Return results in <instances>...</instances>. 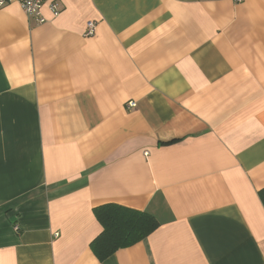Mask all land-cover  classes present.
I'll list each match as a JSON object with an SVG mask.
<instances>
[{"label":"crops","instance_id":"1","mask_svg":"<svg viewBox=\"0 0 264 264\" xmlns=\"http://www.w3.org/2000/svg\"><path fill=\"white\" fill-rule=\"evenodd\" d=\"M41 16L0 10V264H264V0ZM108 203L159 226L99 262Z\"/></svg>","mask_w":264,"mask_h":264},{"label":"trees","instance_id":"2","mask_svg":"<svg viewBox=\"0 0 264 264\" xmlns=\"http://www.w3.org/2000/svg\"><path fill=\"white\" fill-rule=\"evenodd\" d=\"M258 196L264 206V189ZM93 213L102 232L90 243V250L99 262L142 241L159 226L151 214L113 203L98 206Z\"/></svg>","mask_w":264,"mask_h":264},{"label":"built area","instance_id":"3","mask_svg":"<svg viewBox=\"0 0 264 264\" xmlns=\"http://www.w3.org/2000/svg\"><path fill=\"white\" fill-rule=\"evenodd\" d=\"M18 2L22 11L27 16H32L35 18L36 24L44 23V18L41 16V8L45 2V0H0V10L11 2ZM235 2H242V0H234ZM51 10L53 14L56 16L58 14V9L55 5H51ZM96 30L95 22H87L85 36H93ZM136 104L132 101L128 102L127 107L134 108ZM16 232L19 231V227L17 225L13 228Z\"/></svg>","mask_w":264,"mask_h":264}]
</instances>
